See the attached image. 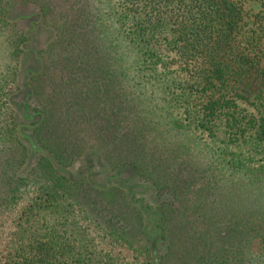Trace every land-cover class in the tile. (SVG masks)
<instances>
[{"label":"trees","instance_id":"trees-1","mask_svg":"<svg viewBox=\"0 0 264 264\" xmlns=\"http://www.w3.org/2000/svg\"><path fill=\"white\" fill-rule=\"evenodd\" d=\"M263 39L241 0H0V210L37 190L1 264H129L81 220L148 264H264Z\"/></svg>","mask_w":264,"mask_h":264},{"label":"rangeland","instance_id":"rangeland-1","mask_svg":"<svg viewBox=\"0 0 264 264\" xmlns=\"http://www.w3.org/2000/svg\"><path fill=\"white\" fill-rule=\"evenodd\" d=\"M243 10L247 13V17L251 14L261 12V15L264 17V0H241ZM247 19V18H246ZM253 17H250L252 20ZM40 39H51L53 37V30L50 27L41 26L39 28ZM262 47L264 48V39L262 41ZM262 66L264 68V49H263V58ZM242 109H246L248 112H253L254 108L248 103H240ZM4 113L8 112V109L2 108ZM8 121V114L5 115ZM10 120V119H9ZM187 140L189 141L192 148L196 150L199 149L198 141L194 133L187 134ZM97 148V142L92 140L88 143V148ZM94 155V154H93ZM227 156L229 158H234L237 160H242L245 165L259 168L263 164L260 154L255 156L249 155V148L247 145L241 146H231L227 149ZM37 190L35 187L27 189L21 196V198L11 207L4 208L0 210V264L5 259V255L9 250L11 244V238L13 230L16 226V221L19 218V213L21 212L23 206L35 195ZM79 228L84 229V231L90 236L91 240L102 249L107 258H117L121 259L129 264H148L147 255L145 253H140L134 251L126 244L112 240L107 236L103 231L98 230L89 222H84L81 220L79 222ZM254 248L264 246L260 241H254Z\"/></svg>","mask_w":264,"mask_h":264}]
</instances>
